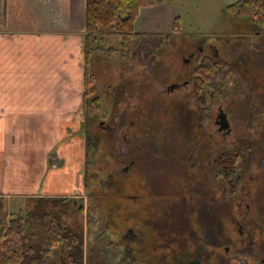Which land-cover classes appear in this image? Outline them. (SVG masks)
I'll return each instance as SVG.
<instances>
[{
	"label": "rangeland",
	"instance_id": "374dc122",
	"mask_svg": "<svg viewBox=\"0 0 264 264\" xmlns=\"http://www.w3.org/2000/svg\"><path fill=\"white\" fill-rule=\"evenodd\" d=\"M237 1L239 0H166L164 3H160L153 7H143L150 8L153 11L150 23H152L154 29L160 28L157 23L160 19L165 17L167 22L170 21L167 14L168 12L171 13L173 22L175 18L177 19V30L176 32H172V29H169L168 33L172 32L171 36L166 40H160L158 46H156V39L154 40V45L156 47H153L152 53H154V58L157 59V61L150 64L152 67L155 66L150 73L143 69L142 63L138 60L124 62L116 55L108 58L105 54H100L99 57H97L94 63L96 75L95 85L97 86L98 93L101 94L103 99V113L101 117H96V121L90 127L91 131L94 132L101 129L99 125V121L101 120H103L105 124L113 123V121L119 122L122 117L121 109L128 108V110H131L133 103L142 93H145V98H148L145 101V105L140 107L148 108V100H151V106L153 108H164L163 101L166 95L163 94L164 92L160 94V88L171 81L175 75L182 72V68L185 66L182 58L186 57L188 52L195 49L197 45L201 46L204 48V53H202L204 55H199L202 57L201 59H203L205 56L211 54V43H213V46L216 44L219 49H223L227 47V45H231L229 43L231 39L238 41L240 37L237 35L244 33L245 24L248 22V16L245 14L233 13L229 7L237 3ZM143 10L147 9H142L141 12H143ZM143 23L145 25L147 24L145 20H143ZM135 26L139 27L137 23H135ZM118 42L119 37L116 36H107L105 38L106 44H111L117 48L119 46ZM201 42H203V45ZM241 44H243L241 41L235 42V45ZM142 55L143 54H141V56ZM225 57L227 58L226 55ZM208 58L213 60L211 56L207 57V59ZM193 63H195V61ZM192 65L190 64L189 66L191 67ZM261 76L264 77V69L261 70ZM122 86H124L123 93L125 94L123 102H121L122 95L118 98H114L115 94L113 93L117 87ZM203 91L204 100L202 101V108L205 109V112H187L186 114H184V112H142L141 117L132 118L130 116H125V119L122 117L123 121H125V126H127L126 128H128L124 131L127 138L136 140L135 135H138L137 141L144 142V144L141 143L143 149L129 150V158L136 157L139 159L136 152H140L142 154L140 155V160L143 158L144 162L148 163L149 151L152 159L158 158L159 161L160 158H164L165 161H160V165L169 166L168 158L171 160L170 157H172L171 163L174 162L172 165L176 167V164L179 163L177 165L178 167H176L178 175H171L172 183L175 185L172 190L167 191L170 189L165 183L168 174L164 175L165 171H160L161 169L157 170V168L154 167V173L159 172L160 174V172H163V174H160L161 176L157 174L158 176L155 179V181H158L157 193L154 192L153 196L151 195L153 193L147 190L141 200L142 204L140 205L139 213L133 214L129 211V207L136 204L135 200L130 197L132 188L140 193H142L144 189L140 187L141 180L134 177V172L131 170L125 175L124 179L115 175L119 170V166L112 154L111 157L106 154V151H109L110 154V144L104 146V142H112L117 138H121L119 132H115L113 136L108 134V139L99 142L101 150L94 156L93 164L90 163L87 166L83 165L85 166L83 171L85 172L86 170L89 174L87 190L90 192V190L93 189L92 187H95L93 192H91L98 198V210L101 218L99 227L95 231L86 234L85 210L73 215V213L70 212L72 207L71 209H66L63 204L55 200L29 201L26 204H22V206L27 207L31 216L38 215L42 222V227L41 225L37 227L39 220H35L36 225L35 223L32 224V228L31 225L28 226L29 233H31L32 229V242H38L42 238V234L45 233L46 227H48L50 221H53L54 216H57L59 219L66 217L67 225L73 228V234L79 232L83 233V264H170L171 259L183 260L186 264L187 260L182 257V253L188 249L194 250L195 245L181 240V216L179 215L178 218L173 217V223L179 222L180 224L177 226L176 224L175 226L172 224L171 227H173L169 235L163 226V220H168L167 216L163 215V212L154 214L152 208L148 209V204L153 198H156L158 203L160 200L165 201L166 198L167 201L171 199L179 202L184 198L183 196L190 200V194L185 190V187L191 184L194 185L193 187H196L195 178H201V176L203 179V188L208 187L211 191V163L215 157L219 156L220 152V149H215V136L212 139L208 136L215 128L213 125L215 116V86L213 88L214 99L211 101L212 104H210L209 100V96L212 97L209 93L212 91H206V87ZM110 95L113 98H110ZM171 99L173 98L170 97V100ZM188 104L190 105V103ZM197 107L200 108V105ZM130 120H134V124H140L141 129L139 132L135 131ZM112 137L115 139L112 140ZM127 149L129 148L127 147L123 150ZM51 157V162L55 163V167H59L61 159L60 154L55 151ZM192 157L195 158V160L196 157H198V163H202L199 170L200 173L198 172L199 174L197 177L196 172L192 170L195 166V161H193V163L188 161L184 164V159L189 160ZM151 160L149 162H151ZM93 168H98L99 175H97L96 179L90 176L91 172H93ZM141 172H144L146 175L149 174V165H146ZM113 180V184H109ZM108 184L112 185V187H107ZM98 186L101 188H98ZM166 187H168V189ZM129 193H131L130 196H122L123 194ZM156 194H159V196L157 197ZM86 195L85 193V198H83L85 200L82 199L84 209L87 207ZM219 199L221 202L223 201L221 194L219 195ZM125 204L129 207L125 206ZM150 204L153 205V203ZM159 204L163 205L164 203L160 202ZM219 208V212H217L220 218L218 233H222L221 235H231L235 232V229L228 222L226 223L223 221V218L226 219L228 212L222 207ZM163 209L164 207L160 206V210ZM169 210H173V208ZM61 211L67 212L64 214L65 217L60 214ZM4 213L6 215H11L14 212L11 213L10 206L7 208L6 204L0 199V218ZM171 214L173 215V212ZM140 215L145 218L146 221L150 222L142 226V229L136 226L137 222L135 221L137 218L141 219ZM160 219H162L163 224L159 226H162V228L156 227V229H154L151 224L161 223V221H159ZM171 220L172 219H170V221ZM31 222L32 221H30V224ZM36 230H39L38 233L40 237L35 236ZM86 235H88L87 243ZM44 236L45 234L43 235V240H45ZM65 242L66 240L63 239L62 243L52 248L49 253L46 254L41 264H50L53 261L57 264H67L68 259ZM117 243L120 245H116ZM257 243L264 244V241L261 243V240L257 239ZM226 245L228 244L223 241L221 245H215V251L217 250L219 252L218 258L215 259V263L213 261L214 251L213 248H211V254L205 255V260L203 259L204 264H234L224 255L223 248ZM171 247L172 256H169L168 252L171 250ZM45 248L46 245L43 244L41 250ZM259 248V256L264 259L262 253L264 251V246ZM163 255H165L167 259L170 257V260L166 262L159 261ZM256 264L261 263L256 262Z\"/></svg>",
	"mask_w": 264,
	"mask_h": 264
},
{
	"label": "flooded vegetation",
	"instance_id": "af4514ba",
	"mask_svg": "<svg viewBox=\"0 0 264 264\" xmlns=\"http://www.w3.org/2000/svg\"><path fill=\"white\" fill-rule=\"evenodd\" d=\"M244 30V33L237 35L240 37L238 41L231 39L229 42L231 45H227L223 49H219L216 44L213 46L211 43V54L203 58L207 59L211 56L213 60L215 59V79L210 86H206V91H212L209 93L212 95V97L209 96L210 104L214 99L213 88L215 86V116L213 119L215 128L208 136L211 139L215 136V149H220L219 156L215 157L211 163V191L208 187L203 188L202 176L201 178L197 177L202 163H198V157L196 160L192 157L189 160L184 159V164L188 161L191 163L195 161L194 168H190L196 172V187H193V184L188 186L185 182L187 185L185 190L189 192L190 200L185 196L179 202L171 199L167 201L166 198L165 201H159V203H164L161 205L156 198H153L148 204V209L152 208L154 214L163 212V215L168 218L167 221H165L166 219L163 220L164 224L162 219L159 220L161 223H152V227L154 229L156 227L162 228L159 225L163 224L169 235L171 228L175 224L176 226L180 224L179 222L173 223V217L181 216V240L195 245L194 250L188 249L182 253V257L187 260L186 264H204L205 256L202 254V245L205 241H209L208 232H206L209 221L204 219V214L207 212H210L212 226L211 244L214 251V263L219 255V252L215 251V245L218 244L217 242L221 237V241L228 244L224 246L223 251L230 262L232 261L234 264H256V262H260L263 264L262 261H264L259 256V247L264 246V244L257 243V239H260L261 243L264 241V77L261 76V70L264 69V32L252 28L250 20L245 24ZM240 41L243 44L235 45V42ZM203 50V47L197 45L195 49L188 52L187 56L182 58L185 63L182 72L175 75L171 81L160 88V94L164 92L163 94L166 95L163 101L164 108H153L151 100H148V108L140 107L145 105L148 98H145L146 94L142 93L133 103L131 110L128 108L121 109L123 119L125 116L141 117L142 112H184V114L187 112H205V109L202 108V101L204 100L202 91L205 86H194L193 79L190 78V73L195 70L194 68L204 64V60L201 59V56L204 55L202 54L204 53ZM194 61L195 63H193ZM190 64L193 65L190 67ZM124 97L125 94L123 93L121 102H123ZM170 97L173 99L170 100ZM199 105L200 108L197 107ZM122 117L119 122L113 121V123L105 124L101 120L99 125L106 135L113 136L115 132L120 134L121 139L117 138L112 142H104V146L111 145H109L110 154L109 151H106V154L110 157L113 155L119 166L115 175L124 179L131 170L134 172L133 176L141 180L140 187L144 189L142 193L132 188V194L122 195L127 197L131 194L130 197L135 200L136 204L130 207L125 204V206H128L129 211L136 214L140 210L141 200L145 192L148 190L154 196V192L157 193L158 191V181L155 179L163 172L154 173V167L157 170L165 171L164 175L168 174L165 183L170 187L167 191H170L175 186L172 183L171 175L178 173L176 167L179 163L175 167L172 165L174 162L171 163L172 157H170L171 160L168 158L169 166L160 165V161H165L164 158H160L159 161L158 158L152 159L149 151L148 163H145L143 158L140 160V155H142L140 152H136L139 159L136 157L129 158V150L143 149L141 143L144 144V142L137 141L138 135H135L136 140L127 138L124 131L128 128H126ZM130 122L135 131L139 132L140 124H134V120H130ZM127 147L129 149L123 150ZM150 160L151 162H149ZM146 165H149L150 171L147 175L141 172ZM107 187H112V185L108 184ZM166 188L168 189V187ZM220 194L222 195V202L219 199ZM156 195L159 196V194ZM160 206H163L164 209L160 210ZM219 207L228 212L223 221L228 222L235 229L231 235L221 236L218 233L220 218L217 212H219ZM172 208L173 210H169ZM170 219L172 220L170 221ZM144 220L143 217L137 218L135 220L136 226L142 229V226L150 223ZM172 224L174 225L171 227ZM171 251L172 247L168 252L169 256H172ZM262 253L264 255V251Z\"/></svg>",
	"mask_w": 264,
	"mask_h": 264
},
{
	"label": "crops",
	"instance_id": "0c3cea01",
	"mask_svg": "<svg viewBox=\"0 0 264 264\" xmlns=\"http://www.w3.org/2000/svg\"><path fill=\"white\" fill-rule=\"evenodd\" d=\"M84 12L85 0H0V199L31 228L42 222L22 204L55 200L75 215L85 198ZM152 12L140 9L136 30L168 33L171 13L154 29Z\"/></svg>",
	"mask_w": 264,
	"mask_h": 264
},
{
	"label": "trees",
	"instance_id": "16d2710c",
	"mask_svg": "<svg viewBox=\"0 0 264 264\" xmlns=\"http://www.w3.org/2000/svg\"><path fill=\"white\" fill-rule=\"evenodd\" d=\"M166 0H85L84 12V67H83V121L81 130L84 134L85 142V158L84 165L93 164L94 156L101 150L99 142L108 139V135L98 129L91 131V125L96 121V117H101L103 108V99L98 93L95 85L96 75L94 63L100 54H105L108 58L116 55L124 62H133L138 60L142 63V67L146 72H151L153 67L150 64L157 61L154 58L153 47L158 46V42L167 39L172 32L177 30V19H174L171 33H149L139 32L136 30L135 23L139 16L140 9L143 7H152ZM233 13L245 14L250 20L252 28L262 30L264 32V0H239L237 3L230 5ZM119 37L118 48L111 44L105 43L106 37ZM156 46L154 45L155 40ZM164 40V41H165ZM203 45V42H201ZM152 47V48H151ZM155 50V49H154ZM141 54H143L141 56ZM140 59V60H139ZM204 64L195 67L190 73L194 86L204 85L210 86L215 79V61L212 59H204ZM159 63V62H157ZM157 65V64H156ZM197 69V71H196ZM124 86L117 87L114 90V98H118L123 94ZM204 93V91H203ZM110 98L111 97L110 95ZM111 136V135H110ZM111 139V138H109ZM115 138L112 137V140ZM84 166V167H85ZM99 175L98 168L91 172L92 178ZM88 172H84V182L87 197V207L84 209L83 200L75 199L78 206L77 210L86 212V231H95L99 227V204L94 195L93 189L90 192L88 188ZM114 180L109 184H113ZM98 188H101L98 186ZM92 191V192H91ZM99 197V196H98ZM29 213V212H28ZM11 214V213H10ZM34 214V213H32ZM30 215V214H29ZM10 216V217H9ZM204 219L208 222V239L203 244V255L211 254L212 248V226L210 223V212L204 214ZM49 224V222H48ZM28 226L21 222L18 213L6 215L0 218V264H41L49 251L66 240L65 248L67 255V264H83V233L73 234V228L68 226L66 222L60 223V219L54 216L50 221L46 232L47 238H41L38 242H32V236L28 231ZM222 234V233H221ZM220 234V235H221ZM222 236V235H221ZM222 237L217 245L222 244ZM43 244L46 245L41 250ZM216 244V242H215ZM170 260L165 255L161 256L159 261L166 262ZM264 264V261H262ZM50 264H57L55 261ZM170 264H185L183 260L171 259Z\"/></svg>",
	"mask_w": 264,
	"mask_h": 264
},
{
	"label": "built area",
	"instance_id": "2783aa9c",
	"mask_svg": "<svg viewBox=\"0 0 264 264\" xmlns=\"http://www.w3.org/2000/svg\"><path fill=\"white\" fill-rule=\"evenodd\" d=\"M53 166L55 167V164L53 163Z\"/></svg>",
	"mask_w": 264,
	"mask_h": 264
},
{
	"label": "water",
	"instance_id": "95a60500",
	"mask_svg": "<svg viewBox=\"0 0 264 264\" xmlns=\"http://www.w3.org/2000/svg\"><path fill=\"white\" fill-rule=\"evenodd\" d=\"M190 264V263H189Z\"/></svg>",
	"mask_w": 264,
	"mask_h": 264
}]
</instances>
